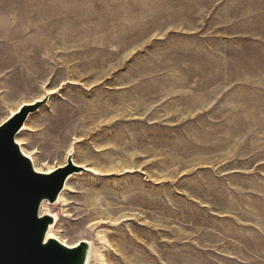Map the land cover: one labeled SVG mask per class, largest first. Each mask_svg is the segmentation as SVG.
I'll list each match as a JSON object with an SVG mask.
<instances>
[{
  "label": "rangeland",
  "instance_id": "obj_1",
  "mask_svg": "<svg viewBox=\"0 0 264 264\" xmlns=\"http://www.w3.org/2000/svg\"><path fill=\"white\" fill-rule=\"evenodd\" d=\"M51 90L19 139L95 170L42 208L90 264H264V0H0V124Z\"/></svg>",
  "mask_w": 264,
  "mask_h": 264
},
{
  "label": "water",
  "instance_id": "obj_2",
  "mask_svg": "<svg viewBox=\"0 0 264 264\" xmlns=\"http://www.w3.org/2000/svg\"><path fill=\"white\" fill-rule=\"evenodd\" d=\"M46 95L34 105H23L0 124V264H87L86 240L69 247L47 233L53 223L41 215L42 203H55L68 178L80 170L73 154L51 173L37 171L16 142L29 115L46 104Z\"/></svg>",
  "mask_w": 264,
  "mask_h": 264
},
{
  "label": "bare ground",
  "instance_id": "obj_3",
  "mask_svg": "<svg viewBox=\"0 0 264 264\" xmlns=\"http://www.w3.org/2000/svg\"><path fill=\"white\" fill-rule=\"evenodd\" d=\"M53 92H54V90H51V91H49V92H47L46 93V95H52L53 94ZM45 95V96H46ZM38 101H41V98H36V99H33L31 102H29V103H23L21 106H19L18 108H17V110L16 111H12L11 113H10V115H9V118L12 116V115H14V114H16L18 111H19V109L23 106V105H34L35 103H37ZM5 122V121H4ZM26 123V122H25ZM2 124V123H1ZM28 130V126L27 125H25L24 124V126H23V128L20 130V132L17 134V136H16V142L20 145V148H21V150L23 151V153L27 156V157H29L30 159H31V161L33 160V158H32V155L30 154V153H28V152H26L25 151V149H24V147H23V142H21L20 141V137L21 136H23L24 135V133H25V131H27ZM70 154H72V152L70 153ZM69 154V155H70ZM68 155V156H69ZM80 159H83V157L82 158H80ZM73 162H74V164L77 166V167H79V169L80 170H78V171H75L69 178H68V180H67V182H66V184H65V188H64V190L62 191V193L60 194V196H59V198H58V200L55 202V204L58 202V203H61V202H63V201H65V199H66V197H65V189H66V191H67V189H69V185H70V183H71V179H72V177L75 175V174H79V173H81L82 171L81 170H87V171H95L94 169H92V168H90V167H86V166H82V165H80L74 158H73ZM32 163H33V161H32ZM33 165H34V163H33ZM35 167V169L37 170V171H40V172H44V173H51L52 171H54L55 169H51V170H48V171H41V170H39V168L38 167H36V166H34ZM60 167V166H59ZM74 178V177H73ZM45 203H47L48 204V206L49 205H54V203H49L48 201H45V202H43L42 203V206H41V215H50V216H52L53 217V223L50 225V227H49V230H48V233H47V237L48 238H55V239H58L59 241H61L63 244H65V245H67V246H69V247H74V246H76L79 242H77V243H75V244H73V245H70L68 242H66L65 240H63L62 238H60L56 233H55V226H56V224H57V221H58V215L57 214H52V212H50V210L49 209H47V211L46 212H44L43 211V206H44V204ZM57 203V204H58ZM59 222V221H58ZM89 244H90V252H89V256H88V263L87 264H90V262H91V259H92V256H93V253H94V246H93V243L92 242H90V241H88V240H86ZM126 245V244H125ZM187 262V261H186Z\"/></svg>",
  "mask_w": 264,
  "mask_h": 264
}]
</instances>
